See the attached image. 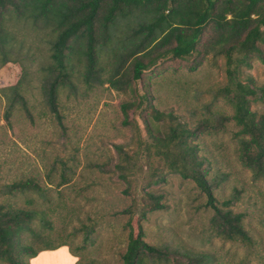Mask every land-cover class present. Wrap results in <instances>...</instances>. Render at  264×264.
Wrapping results in <instances>:
<instances>
[{
	"label": "trees",
	"instance_id": "1",
	"mask_svg": "<svg viewBox=\"0 0 264 264\" xmlns=\"http://www.w3.org/2000/svg\"><path fill=\"white\" fill-rule=\"evenodd\" d=\"M28 23H41L48 29L44 37L48 60L39 68L37 89L43 108L58 127L64 129L60 97L77 93L78 85L85 91L103 85L122 94L130 90L136 100L120 105L123 123L128 124L131 111L143 110L150 116L146 122L145 116L139 114L145 130V141L141 144L145 165L157 158L168 171L196 185L206 197L205 206L213 212L210 229L215 238L252 246V238L243 224L244 214L231 208L236 199L219 202L214 195L226 175L218 172L209 178L206 168L202 169L205 162L192 141L202 134L223 133L231 122L238 128L233 135L238 161L254 179H264V113L251 110L252 103L264 102V85L246 72L254 59L264 65V0H0V65L4 67L8 85L0 91L6 98L4 118L9 124L18 110L35 123L23 92L24 87L31 86L32 58L19 52L14 32L16 26ZM14 53L16 58H12ZM219 58L223 59L225 82L212 89L210 103L201 104L202 114L192 111L198 116L196 125L189 129L175 123L161 135L155 122L171 115L151 104L147 73L167 62H182L188 72L194 73L207 59L217 67ZM10 67L17 68L20 74L9 70ZM134 84L137 87L132 88ZM217 100L231 109L230 115L212 109ZM66 169L64 166L59 182L50 181L49 185L55 188L66 185L69 182ZM158 181L162 178L155 183ZM2 189V194L7 195L31 192L40 196L44 192L33 179L5 184ZM138 191V214L132 207L123 211L129 214L123 264H211L215 260L205 250L186 246L173 249L145 242L142 225L133 218L140 219L163 205L159 196L143 189ZM47 215L42 208L14 207L1 202L0 262L30 264L29 260L40 251L67 246L46 245L35 251L28 244H19L24 233L38 239L53 231ZM36 221L41 227L39 231L34 228ZM85 229L84 242L92 232ZM69 251L77 258L75 264L84 262L79 254ZM19 253L27 260L20 258ZM85 263L100 264L95 260Z\"/></svg>",
	"mask_w": 264,
	"mask_h": 264
},
{
	"label": "rangeland",
	"instance_id": "2",
	"mask_svg": "<svg viewBox=\"0 0 264 264\" xmlns=\"http://www.w3.org/2000/svg\"><path fill=\"white\" fill-rule=\"evenodd\" d=\"M14 32L19 52L32 58V64H28L32 72L31 86L24 87L23 92L35 123L18 110L12 114L9 124L4 118L6 98L0 91V203L45 209L54 228L38 239L24 233L18 240L20 245L28 244L38 251L46 245L67 244L62 247L79 254L84 261L82 264H86V260L123 264L129 218L123 211L132 207L138 214V190L143 189L159 196L163 205L162 209L146 212L140 219L133 218L142 225L143 238L148 244L205 250L215 259L211 264H264V179H254L238 161L237 143L233 138L237 127L230 122L225 132L202 134L192 143L205 162L202 169L206 168L209 178L218 172L226 175L214 195L219 202L236 199L231 208L244 214L243 224L253 242L250 247L214 237L210 229L213 212L205 206V195L192 181L171 173L157 158L151 160V167L145 165V152L141 147L145 130L139 114L145 116L146 122L150 121V116L143 110L141 113L131 111L128 124L123 123L120 105L136 100L130 90L122 94L103 85L85 91L78 85L77 93L60 97L64 129L58 127L43 108L37 89L39 68L48 60V45L44 39L48 29L41 23H28L16 26ZM15 55L12 58H16ZM11 69L20 74L17 68ZM246 72L264 85V65L258 60L254 59ZM147 74L151 104L171 115L155 122L161 135L175 123L192 129L198 120L192 111L202 114L201 104L210 103L212 89L225 82L222 58L217 60V67L207 59L194 73L188 72L182 62H167ZM7 86L4 67L0 65V90ZM212 109L231 114L222 100L215 101ZM251 110L264 113V102L252 103ZM40 112L46 115L41 116ZM64 166L68 168L69 182L58 188L49 185L50 181H60ZM158 178L162 181L155 183ZM27 179H33L44 190L43 194H2L3 185ZM34 228L41 230L37 221ZM85 228L92 230L86 242ZM18 256L27 260L22 253ZM51 257L42 256L33 264H67L66 257Z\"/></svg>",
	"mask_w": 264,
	"mask_h": 264
},
{
	"label": "crops",
	"instance_id": "3",
	"mask_svg": "<svg viewBox=\"0 0 264 264\" xmlns=\"http://www.w3.org/2000/svg\"><path fill=\"white\" fill-rule=\"evenodd\" d=\"M68 253L69 255L68 256H65V252ZM62 256L64 259L66 257V261H67V264H74L75 263V258L72 257L68 251V248L67 247H60L59 249L57 250H43V251H40L36 257L32 258L30 260V264H33L36 260H38L40 257L42 256H46V257H51V256ZM52 258V257H51ZM64 262V261H63Z\"/></svg>",
	"mask_w": 264,
	"mask_h": 264
}]
</instances>
